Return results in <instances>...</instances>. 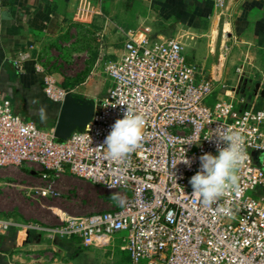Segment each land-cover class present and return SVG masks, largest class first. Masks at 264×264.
I'll list each match as a JSON object with an SVG mask.
<instances>
[{
  "label": "built area",
  "instance_id": "built-area-1",
  "mask_svg": "<svg viewBox=\"0 0 264 264\" xmlns=\"http://www.w3.org/2000/svg\"><path fill=\"white\" fill-rule=\"evenodd\" d=\"M123 51L106 65L109 89L96 99L91 120L66 140L16 114L0 78V175L29 168L39 176L30 187L36 200L60 198L69 177L126 196L115 210L61 218L56 225L23 223L0 212V235L15 228L99 248L120 239L129 264H264V102L256 109L238 98L237 87L194 62L177 37L130 36ZM30 59L25 53L14 61L19 73ZM35 70L53 101L74 93L37 59ZM127 108L145 119L143 139L128 158L114 160L101 146ZM218 126L244 141L238 189L218 201L231 215L217 205L204 207L189 184L199 157L218 154ZM184 150L191 168H173Z\"/></svg>",
  "mask_w": 264,
  "mask_h": 264
},
{
  "label": "crops",
  "instance_id": "crops-1",
  "mask_svg": "<svg viewBox=\"0 0 264 264\" xmlns=\"http://www.w3.org/2000/svg\"><path fill=\"white\" fill-rule=\"evenodd\" d=\"M93 31L98 35L95 66L107 65V55L119 60L130 36L177 37L184 47V39L192 37L194 54L186 52L205 67L200 62L204 50L217 55L231 40L239 46H233L237 60L246 59L252 66L249 77L254 90L247 98L249 104L259 102L257 86L264 88V0H0L1 88L16 114L44 129H56L64 102L57 103L45 93L42 76L35 70L36 53L69 38L87 42ZM25 53L31 59L19 73L14 61ZM106 93L80 95L74 89L72 95L95 104ZM20 174L26 175L23 169ZM11 176L1 174L0 187ZM11 230L0 235V264L130 262L120 239L110 248L85 247L79 238L51 240L35 231Z\"/></svg>",
  "mask_w": 264,
  "mask_h": 264
},
{
  "label": "rangeland",
  "instance_id": "rangeland-1",
  "mask_svg": "<svg viewBox=\"0 0 264 264\" xmlns=\"http://www.w3.org/2000/svg\"><path fill=\"white\" fill-rule=\"evenodd\" d=\"M86 37L87 42L83 41L84 38H78L77 41L69 38L62 42L49 43L37 51L36 58L60 86L73 88L80 95L96 96L97 93L102 94L109 89L105 74L106 65L95 66L97 31H93ZM184 42L187 43L185 49L188 54H194L195 42L192 37H186ZM233 46L235 49L239 48L235 42L230 40L228 48L217 50L219 53L213 56H209L206 48L200 62L206 65L210 73L226 80L230 86H233L231 88L237 87L238 98H248L254 90L253 82L249 77L252 66L247 63L243 56L244 52H241V55L246 62L237 60V52ZM109 62H112L111 56L107 55V64ZM239 67L244 69L242 75L238 73ZM257 99L259 100L260 97L257 96ZM23 170L26 175L15 173L7 178L6 185L0 187L2 188L0 189V212L23 223L40 222L56 225L60 223L61 218L112 211L126 201V196L122 193L107 191L91 182L71 177L62 184L60 198L36 200L30 187L38 185L39 176L31 175L29 168ZM113 195H116L117 199H113Z\"/></svg>",
  "mask_w": 264,
  "mask_h": 264
},
{
  "label": "clouds",
  "instance_id": "clouds-1",
  "mask_svg": "<svg viewBox=\"0 0 264 264\" xmlns=\"http://www.w3.org/2000/svg\"><path fill=\"white\" fill-rule=\"evenodd\" d=\"M145 123L143 116L127 108L123 118L117 119L111 126V131L105 137L101 147L106 149L107 155L114 160L128 158L143 139ZM214 134L217 138L218 154H202L199 157V169L189 179V184L193 189L191 196L197 198L204 207L208 208L213 205L218 206V201L226 192L238 189L237 170L244 159L241 151L244 143L242 137L229 134L220 126ZM192 162L184 150L182 157L173 165V168L178 163L191 168ZM113 199H117V196L113 195ZM218 210L226 215L232 214L231 209L218 206Z\"/></svg>",
  "mask_w": 264,
  "mask_h": 264
},
{
  "label": "water",
  "instance_id": "water-1",
  "mask_svg": "<svg viewBox=\"0 0 264 264\" xmlns=\"http://www.w3.org/2000/svg\"><path fill=\"white\" fill-rule=\"evenodd\" d=\"M257 96L264 100V88L257 86ZM95 104L84 99L68 95L62 105L55 135L61 139H68L75 131L85 128L91 120Z\"/></svg>",
  "mask_w": 264,
  "mask_h": 264
},
{
  "label": "trees",
  "instance_id": "trees-1",
  "mask_svg": "<svg viewBox=\"0 0 264 264\" xmlns=\"http://www.w3.org/2000/svg\"><path fill=\"white\" fill-rule=\"evenodd\" d=\"M95 58H97V55H95ZM263 102L264 100L260 98L258 104L256 105V109L261 108L263 106ZM9 232H12V230H10ZM31 235H34V234L31 232Z\"/></svg>",
  "mask_w": 264,
  "mask_h": 264
}]
</instances>
